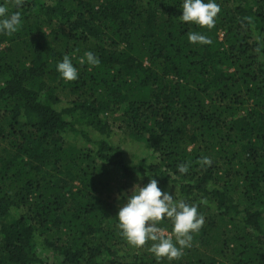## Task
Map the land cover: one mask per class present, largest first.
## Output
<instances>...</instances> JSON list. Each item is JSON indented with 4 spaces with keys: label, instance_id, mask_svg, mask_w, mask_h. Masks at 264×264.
Listing matches in <instances>:
<instances>
[{
    "label": "trees",
    "instance_id": "1",
    "mask_svg": "<svg viewBox=\"0 0 264 264\" xmlns=\"http://www.w3.org/2000/svg\"><path fill=\"white\" fill-rule=\"evenodd\" d=\"M215 2L209 30L183 0H0L22 19L0 33V264H264V0ZM115 136L148 156L126 163ZM150 177L205 218L178 260L121 235Z\"/></svg>",
    "mask_w": 264,
    "mask_h": 264
},
{
    "label": "clouds",
    "instance_id": "2",
    "mask_svg": "<svg viewBox=\"0 0 264 264\" xmlns=\"http://www.w3.org/2000/svg\"><path fill=\"white\" fill-rule=\"evenodd\" d=\"M13 6L19 8L24 0H12ZM221 12L220 5L215 0H183L181 21L194 23L201 28L213 29L216 18ZM249 23L251 17L244 18ZM22 26L21 13L19 11L9 14L7 5H0V33L11 36ZM190 43L209 45L212 43L210 37L198 32L188 34ZM258 51V49H257ZM95 67L100 60L90 51H86L80 58L79 63H85ZM56 70L66 81L78 79L79 72L65 55L62 62L56 66ZM201 166H211L210 157L204 156L198 161ZM180 174L187 173L189 164L177 165ZM137 179H142L140 173H136ZM206 203V201H201ZM121 235L128 244L136 248H143L148 242H152L148 251L158 260L167 258L169 261L180 259L185 248L191 247L193 234L198 233L205 222V218L198 212L196 204L186 203L184 200H174L173 195L162 191L156 179L149 178L147 185L141 187L133 185L127 202L120 207L117 217ZM168 218L172 222V231L158 225ZM179 245V247H177Z\"/></svg>",
    "mask_w": 264,
    "mask_h": 264
},
{
    "label": "rangeland",
    "instance_id": "3",
    "mask_svg": "<svg viewBox=\"0 0 264 264\" xmlns=\"http://www.w3.org/2000/svg\"><path fill=\"white\" fill-rule=\"evenodd\" d=\"M119 138L120 137L115 136L112 140L109 141V143L113 145H118V147H120V149L124 153L126 163L134 164L139 159H142L148 156L147 155L148 153L145 150V148L140 147L142 145L136 144V143L130 144V143H126L125 141L121 143L119 141Z\"/></svg>",
    "mask_w": 264,
    "mask_h": 264
}]
</instances>
